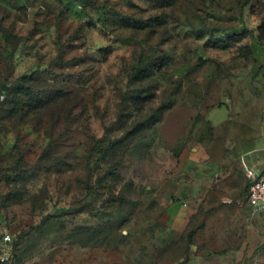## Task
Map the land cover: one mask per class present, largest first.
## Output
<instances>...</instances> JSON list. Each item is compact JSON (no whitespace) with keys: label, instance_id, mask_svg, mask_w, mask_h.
Instances as JSON below:
<instances>
[{"label":"rangeland","instance_id":"1","mask_svg":"<svg viewBox=\"0 0 264 264\" xmlns=\"http://www.w3.org/2000/svg\"><path fill=\"white\" fill-rule=\"evenodd\" d=\"M170 107L193 111L175 148ZM263 157L264 0H0L13 264H264Z\"/></svg>","mask_w":264,"mask_h":264},{"label":"crops","instance_id":"2","mask_svg":"<svg viewBox=\"0 0 264 264\" xmlns=\"http://www.w3.org/2000/svg\"><path fill=\"white\" fill-rule=\"evenodd\" d=\"M193 114V111L187 110V109H169L166 111L164 119L159 123V128L162 131L163 140H164V146L167 148H175L179 142L182 136L188 131L189 125H190V119ZM256 147H253L250 150L245 151V153H248L249 151L255 150ZM204 155L202 153L198 154L197 161H201L202 157ZM227 157H225V154H222L221 159L219 162H216L214 165H211L212 169L211 172L217 171V168L221 171H225L227 175L230 176V168L228 166ZM261 164L264 166V157L261 161ZM199 169L195 171L196 177L199 178H208V174H204V170L206 168H209V165H206L205 163H198ZM204 169V170H203ZM264 171L263 169H258V171H255L257 173L258 177L261 175V173ZM208 172V171H206ZM210 172V171H209ZM210 172V173H211ZM248 176V175H247ZM247 176L244 178L246 179ZM250 185L247 187V198H248V192H249ZM206 193H209L211 190L210 188L205 187ZM195 192V191H194ZM207 196V194L205 195ZM228 192H225L224 195H221V198H227Z\"/></svg>","mask_w":264,"mask_h":264},{"label":"built area","instance_id":"3","mask_svg":"<svg viewBox=\"0 0 264 264\" xmlns=\"http://www.w3.org/2000/svg\"><path fill=\"white\" fill-rule=\"evenodd\" d=\"M248 200L252 205L253 210L264 209V171L259 177L254 179L249 188ZM11 240V235L6 234L3 237V243L7 244ZM15 255L5 248L0 247V262L7 264L15 263Z\"/></svg>","mask_w":264,"mask_h":264},{"label":"trees","instance_id":"4","mask_svg":"<svg viewBox=\"0 0 264 264\" xmlns=\"http://www.w3.org/2000/svg\"><path fill=\"white\" fill-rule=\"evenodd\" d=\"M143 64H144V61H141V62H140V65H139L136 69H137V70L142 69V68H143ZM143 70H144V69H143ZM4 86H5V85H3V89H5ZM169 109H171V107H170V108H167V109L164 111V113H162L160 119L157 120V123H158V124L164 119L165 113H166V111L169 110ZM3 237H4V236H3ZM0 263H1V264H7V263H5V262H0Z\"/></svg>","mask_w":264,"mask_h":264},{"label":"water","instance_id":"5","mask_svg":"<svg viewBox=\"0 0 264 264\" xmlns=\"http://www.w3.org/2000/svg\"><path fill=\"white\" fill-rule=\"evenodd\" d=\"M202 58H203V57L201 56V59H202ZM4 87H5V89H7V88H8V85H7V84H5V86H4Z\"/></svg>","mask_w":264,"mask_h":264}]
</instances>
